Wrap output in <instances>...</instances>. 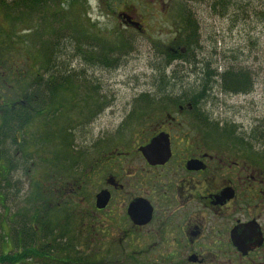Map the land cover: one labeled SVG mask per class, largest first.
I'll use <instances>...</instances> for the list:
<instances>
[{"label":"flooded vegetation","instance_id":"flooded-vegetation-1","mask_svg":"<svg viewBox=\"0 0 264 264\" xmlns=\"http://www.w3.org/2000/svg\"><path fill=\"white\" fill-rule=\"evenodd\" d=\"M116 15L142 31L126 11ZM175 41L163 69L186 64L180 58L186 49L180 37ZM98 53L86 48L84 65L104 62ZM114 54L119 50L109 58ZM197 62L196 72L203 65ZM244 72L252 87L224 94L252 92L258 79L249 68ZM262 74L264 86V66ZM34 81L5 80L3 104L12 113L33 110L31 87L43 80ZM158 81L152 93L135 95L110 140L100 133L74 153L83 172L75 163L63 174L59 165L51 168L53 182L67 185L57 192V206L26 207L15 223L8 217L0 264H264V123L256 136L241 122L219 121L213 80L208 88L201 79ZM88 94L91 114H99L105 107L101 91L93 85ZM14 155L25 154L17 149ZM43 175L37 177L40 196Z\"/></svg>","mask_w":264,"mask_h":264},{"label":"rangeland","instance_id":"rangeland-1","mask_svg":"<svg viewBox=\"0 0 264 264\" xmlns=\"http://www.w3.org/2000/svg\"><path fill=\"white\" fill-rule=\"evenodd\" d=\"M61 1L64 3V9L67 10L66 15L58 12L59 9L63 8L60 3L56 4V8L59 9H52L49 7L52 6L49 2L46 6H41L39 12L37 10L31 17L38 28L34 34L38 36L40 44H44V42L49 46L55 42L59 46L61 44L62 47L67 48L64 53L73 58L72 48H74L73 45L77 46L75 40L78 37V41L82 45L81 49L85 48L83 49L85 51L86 48L90 47L92 53L98 52L101 46H106L111 48L110 52L112 53L120 50V55L114 54L110 58L112 64L110 68L94 64L84 65L80 60L87 77L86 81H81L85 87L81 88L80 91L85 95L94 85L101 91L105 100V107L99 114L93 113L87 117L77 115L82 109L83 105L80 104L83 102L82 100H75L77 95H73L71 103L67 105L68 111L64 120H55L54 126L43 128L45 120L40 115L30 121L29 127L20 131L23 135L21 141L27 134L39 142L36 143L37 145L29 144L28 147L25 144L22 153L25 154V151L30 157L26 163L23 162L24 160L22 161V158H18L21 166H26V168L31 166L30 173L25 174L22 167L10 171L8 201L6 200L5 207L0 205V213L5 214L3 224L6 231L8 217L10 216L12 223L18 222L17 214L27 210L24 208H26L28 198H31L32 202L38 199V205L57 206L61 197L57 192L63 190L62 185H67L64 182L61 184L53 182L52 171L54 172L56 166L59 165L61 174H63L65 170L69 171V168L75 167L74 163L76 168L82 171L83 168L77 166L78 161L73 162L74 153L100 133H105L110 140L114 136L115 128L123 121L126 113L132 110L135 95L142 92L152 93L154 83L159 82L158 80H161L162 77L163 79L195 80L197 66L187 63L179 66L177 62L163 69L166 66L165 60L163 54L157 51L158 49L165 53L167 48L173 47L172 49H174L175 37L176 40L179 37L176 34V18L173 16L174 3L184 2L188 10L196 16L199 24V49L197 52L194 51V57L198 61H202L203 64L208 61V66L217 70L218 73L225 69L249 68L253 72L254 78L258 79L249 94H224L220 91L219 86H215L214 95L217 99L213 109L215 114H218L216 117H219V121L223 122L224 125H231L232 120H236L237 123L241 122L248 126V131H254L253 134L256 136L261 132V124L264 123V86L260 80L264 66V0H231L233 4L237 5L229 7L224 14L220 10L212 8L211 5L215 0ZM154 1L155 4H153ZM169 7L170 10H168ZM46 11L48 12L47 28L44 30L39 18L47 14ZM117 11L129 13L140 24L142 31L127 27L117 17ZM67 24L79 34H68L66 31L70 29H68ZM5 25V21L1 19L0 26L4 27ZM25 35L23 37L21 34L20 37L25 40ZM18 40L17 43L22 44V41ZM124 42H126L125 48ZM116 43L117 45H115ZM13 51L16 52V56L12 61L22 64L20 69L14 71L16 77L32 79V72L28 67L33 65L32 61L23 60L16 47ZM25 51L28 52L27 49ZM73 59L72 67L81 68L79 59L77 57ZM43 76V83H45L47 74H44V70ZM215 80H217L216 77L213 79L214 84ZM170 81L174 82L173 80ZM11 88L17 87L12 85ZM8 89L9 92L10 88L8 87ZM16 91L24 94L22 88L16 89ZM4 94L5 91L2 92V96ZM8 94H10L8 98L11 99L13 94ZM92 102L88 98L84 105ZM58 124L61 127H58ZM59 129L66 133L65 140L61 138L60 134H57L61 131ZM48 130L57 134L56 137L50 139L51 145L44 142L46 138L44 132ZM16 134L20 135L19 132ZM48 138L50 137L48 136ZM38 144L41 150L43 149L42 162L36 158ZM255 147L256 149L260 147L259 142H256ZM58 157L60 160H57ZM50 158H53L54 161H51ZM78 158L77 155L74 157V159ZM48 163L51 165L49 166ZM43 172L42 192L44 195L40 196L41 192L37 195L33 188L35 184V188L39 186L37 177ZM70 183L74 184L75 182ZM32 184L34 185L31 188ZM87 193L88 189L83 191V194ZM30 214L29 212L28 216ZM15 216L17 217L15 218ZM4 259L3 256L2 260L4 261Z\"/></svg>","mask_w":264,"mask_h":264},{"label":"trees","instance_id":"trees-1","mask_svg":"<svg viewBox=\"0 0 264 264\" xmlns=\"http://www.w3.org/2000/svg\"><path fill=\"white\" fill-rule=\"evenodd\" d=\"M49 2L50 5H52L49 7L52 9H59L56 8V4L60 3L63 8L59 9L58 12H62L64 15L67 14V10L64 9V3L61 0H0V20L2 19L6 23L4 27L0 26V205L3 207H5L4 205L7 200V195L9 194L8 180L10 179V171H12L14 168L16 170L17 168L21 169L22 167L24 172L27 171L25 174L27 173L28 175L31 170V166L29 168H26V166H21L20 160L15 158L14 154L16 150L14 146H16V148L18 147L17 149L19 151H22L25 144H27L28 147L29 144L34 143L32 145H37L36 143L39 142H37L34 137L27 134L26 136L24 135L25 138H23L20 143L16 142V136L18 135L14 134V130L19 129V131H21L29 127L31 125L30 121L37 118L36 112L39 114V106L41 105V111L43 112L42 116L45 120L43 128L54 126L53 124L55 120L59 121L60 119H65L64 117H66L68 111L67 105L71 103L73 95H77L75 100H82L83 102V104H80L83 105L82 109L77 115L82 117L92 115L89 105L93 104L94 101L90 104L84 105L86 99L88 100L90 95L88 93L84 95V93L80 91L81 88L85 87L81 81H86L87 77L85 74V69L80 61L82 60L84 63L86 60V51L83 50L85 48L81 49L82 45L79 43L78 37L75 40L77 46L73 45V41L72 45L74 48L72 49L74 52L73 58L77 57L79 59V62L82 65L81 68L72 67L74 59L68 57V55L64 53L67 48L62 47L61 44L60 46L59 44L57 45L56 42L52 44V46L47 45V43L45 44V42L44 44H40L38 43V36L34 34V32H37L36 29L38 28L33 23V18L31 17L37 10L39 12V8L41 6H46ZM231 3V0H215L211 6L213 9H218L222 14H224L229 7L237 5ZM46 13L47 14L44 15L42 12V15L44 16L39 18L43 24L44 30L47 28L46 20L48 17V12L46 11ZM173 16L176 18V31L180 37V46L186 49V52L180 54V58L183 59L184 62L189 64L191 63L196 66L195 64L198 62L197 59L194 58L192 51H198L199 49V24L196 16L190 10H188L184 2L174 3ZM67 27L70 29L69 31H66L68 34H79L70 25L67 24ZM28 33L30 34L25 35ZM21 34L23 37L25 35V40H23V37H20ZM17 39H19L18 41H22V44L17 43ZM115 45H117V43ZM123 45L125 48L126 42H124ZM15 47L18 49V52L21 54L23 60L29 59L32 61L33 65L28 67L32 72L31 80H35L34 83L37 80L40 81L44 79L43 70L44 74H47V80L45 83L40 81L31 87L32 92L30 93V96L33 98V104L35 106L33 108V113V110L21 113H12L7 105L3 104L4 99L1 95V89L6 86L5 80L23 79L17 78L14 73V71L20 69L22 65L18 62L14 63L12 61L14 56H16V52L13 51ZM26 49L28 52L25 51ZM100 49L101 50L98 51L99 60L100 57H102L104 58V62H99L100 64L98 63L97 65L110 68L112 65L109 58L111 48L101 46ZM93 53V55H95V52ZM162 54L163 57L164 54L166 55L165 57L167 59L164 58V60L165 65H168L172 59L171 55L168 52H162ZM105 56L107 57L106 59ZM208 64L209 62L206 61L202 67H200V69L195 72V79H201L202 82L206 84L205 88H208L207 84L215 79V77L217 80H215V84L213 82L214 86H219L220 91L224 93L247 90L252 87L253 82L249 80V76L247 77L244 69H225L218 73L217 70L210 68ZM37 98L38 100L40 99V101H38ZM39 102H41V104ZM52 119L54 120L52 121ZM57 126L61 127L59 124ZM60 130L61 129H59V131ZM57 134H60L61 138L65 140V132H62L61 130ZM57 134L51 133L49 130L44 132V135L46 136L44 139L45 144L49 143V145H51L50 139L56 137ZM48 136L50 138H48ZM24 153L25 155L22 158H24V163H26L30 157L25 151ZM50 159L53 161V158ZM50 165L51 164H49V166ZM33 185L34 184L31 185V188ZM35 186L36 184L34 185L33 190H35L38 195L40 185L37 188H35ZM35 191L33 192L35 193ZM38 201L39 200L37 199L32 202L31 198H28L26 207L29 209H34L38 205ZM21 214H23V212H21ZM17 216L19 217L22 215L18 213ZM4 218L5 214L3 212L0 213V261H3L2 257L4 256V253L2 251V245L6 239L5 225L3 224V222H5ZM7 221L9 222V220Z\"/></svg>","mask_w":264,"mask_h":264},{"label":"water","instance_id":"water-1","mask_svg":"<svg viewBox=\"0 0 264 264\" xmlns=\"http://www.w3.org/2000/svg\"><path fill=\"white\" fill-rule=\"evenodd\" d=\"M143 152L145 153L147 158H151L152 157V155L151 156L149 155L150 154V148L149 147H145L143 149Z\"/></svg>","mask_w":264,"mask_h":264}]
</instances>
